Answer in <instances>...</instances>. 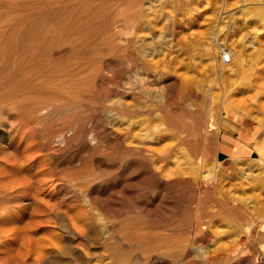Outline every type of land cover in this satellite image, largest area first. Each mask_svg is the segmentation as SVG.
Returning a JSON list of instances; mask_svg holds the SVG:
<instances>
[{"label": "rangeland", "instance_id": "1", "mask_svg": "<svg viewBox=\"0 0 264 264\" xmlns=\"http://www.w3.org/2000/svg\"><path fill=\"white\" fill-rule=\"evenodd\" d=\"M0 59V264H262L264 0H0Z\"/></svg>", "mask_w": 264, "mask_h": 264}, {"label": "bare ground", "instance_id": "2", "mask_svg": "<svg viewBox=\"0 0 264 264\" xmlns=\"http://www.w3.org/2000/svg\"><path fill=\"white\" fill-rule=\"evenodd\" d=\"M52 3V2H51ZM13 8V7H12ZM19 27V26H18ZM13 28V27H12ZM11 28V29H12ZM14 30V29H13ZM20 30V29H19ZM5 47V46H4ZM153 47V46H152ZM6 49V48H5ZM153 50V49H152ZM151 50V51H152ZM150 51V52H151ZM5 53V52H4ZM15 55V54H14ZM224 55V54H223ZM226 58L228 59V60H234L235 58H240V49H238V48H236V47H234V46H232V48L230 47V50L228 51V53L226 54ZM152 59V58H151ZM170 59V58H169ZM0 60H2V59H0ZM216 61V65L218 66V69H219V73H220V75H221V73H222V70L224 69V67L226 66V62L223 60V58L221 57H217L216 59H215ZM164 62V61H163ZM155 63V62H154ZM243 65V64H242ZM14 66V65H13ZM84 67V66H83ZM244 68V67H243ZM256 70H258V69H256ZM256 70H254L253 72H255ZM259 71V70H258ZM76 72V71H75ZM251 74V72L250 71H247L246 69H241L239 72H238V75L234 78V80L232 81V84H231V87H230V89L232 88V86H234V84L236 83V84H239V83H243L244 81H249V82H251V83H254V81H256L257 80V77H258V75H256V76H253V75H250ZM52 78H53V76H52ZM220 79V78H219ZM65 80H67V79H65ZM212 80V79H211ZM216 80V79H215ZM224 81V80H223ZM218 82V81H217ZM222 83H224V82H221V84ZM213 84V83H212ZM215 84V83H214ZM69 85V84H68ZM53 85H51V87H52ZM55 86H57V85H55ZM220 86V85H219ZM223 86V85H222ZM227 87V86H226ZM209 89H208V91L210 92L208 95H211V91H212V87L210 86V87H208ZM229 89H227V88H223L220 92H221V98H223V99H226V97L228 98L229 97V94L227 93V91H228ZM232 93V92H231ZM72 94V93H71ZM213 95V94H212ZM234 95V94H233ZM232 97V96H231ZM233 99V98H232ZM232 99H230L232 102H233V100ZM18 100V99H17ZM73 100V99H72ZM4 104V103H3ZM121 108V107H120ZM6 113V112H5ZM209 123V122H208ZM213 124V123H212ZM214 126V125H213ZM10 128V127H9ZM27 132H29V131H27ZM31 132V131H30ZM18 133V132H17ZM27 134V133H26ZM31 134V133H30ZM12 135V134H11ZM20 135V134H19ZM259 135V134H258ZM260 136V135H259ZM262 136V135H261ZM9 137V136H8ZM16 139V138H15ZM6 141V140H5ZM18 141V140H17ZM30 141H31V139H30ZM19 142V141H18ZM30 144V143H29ZM264 144V143H263ZM262 143H261V145H263ZM1 145V144H0ZM7 145V144H6ZM260 145V146H261ZM21 147V146H20ZM27 148V147H26ZM29 151V150H28ZM11 153V152H10ZM1 154L3 155V153L1 152ZM6 155H7V153H6ZM1 157H3V156H1ZM11 157H13V156H11ZM16 157V156H15ZM7 158H9V157H7ZM29 158V157H28ZM260 158V157H259ZM41 159V158H40ZM9 160H11V158L9 159ZM15 160V159H14ZM264 160V159H263ZM1 161V160H0ZM8 161V160H7ZM13 161V160H12ZM15 162V161H14ZM33 162V161H32ZM16 164V163H15ZM29 164V163H28ZM11 165V164H10ZM38 165V164H37ZM12 167V166H11ZM33 167V166H32ZM38 167V166H37ZM216 169V168H215ZM4 173V172H3ZM208 174H210L211 175V178L213 179V181L217 178V175H218V172L217 171H208L207 172ZM7 174H8V172H7ZM3 175V174H2ZM9 175H10V173H9ZM14 175H15V173H14ZM20 176V178H22L21 177V175H18V177ZM6 177L8 178L9 176H7L6 175ZM5 177V178H6ZM13 177V176H12ZM24 177V176H23ZM26 177V176H25ZM23 179H25V178H23ZM20 179L18 178V181H19ZM8 181V180H7ZM17 181V182H18ZM21 181V180H20ZM24 182H26V179H25V181H21V184L22 183H24ZM12 184H13V182H11ZM20 183V182H19ZM18 183V184H19ZM29 183V182H28ZM28 183H26V184H28ZM11 184V185H12ZM31 184V183H30ZM20 185V184H19ZM24 185H25V183H24ZM25 187V186H24ZM27 187H29V186H27ZM20 191H23V190H20ZM31 195H32V193H31ZM20 196V195H19ZM25 196V195H24ZM19 200V199H18ZM17 200V201H18ZM73 224H74V222H73ZM78 224V223H77ZM252 225V222H249L248 224H247V226H245V227H247V228H244V230L246 231V232H248L249 231V227ZM16 227V226H15ZM13 228V227H12ZM2 230H3V228H2ZM16 231V230H15ZM20 232V231H19ZM16 233V232H15ZM20 234V233H19ZM31 240V239H30ZM31 246V245H30ZM38 246V245H37ZM33 247V246H32ZM46 247H48V246H46ZM34 248V247H33ZM37 249V248H36ZM25 250V249H24ZM56 250V249H55ZM48 250H46V248L45 247H41L40 246V248H39V250H38V253H39V256H42V258L43 257H45V256H43L46 252H47ZM49 251H50V249H49ZM48 251V252H49ZM33 252V251H32ZM55 252H58V250H56ZM54 251H53V253H55ZM21 255V254H20ZM38 256V255H37ZM44 259V258H43Z\"/></svg>", "mask_w": 264, "mask_h": 264}, {"label": "crops", "instance_id": "3", "mask_svg": "<svg viewBox=\"0 0 264 264\" xmlns=\"http://www.w3.org/2000/svg\"><path fill=\"white\" fill-rule=\"evenodd\" d=\"M255 142L254 144L252 143L251 147L249 146V143L244 140V138L240 139V137H232L229 134H225L219 143L216 155L219 157L221 152L229 156L233 153L237 155L241 153L250 154L257 147ZM253 241L260 254V258L257 260V262L264 264V222L259 224L255 229Z\"/></svg>", "mask_w": 264, "mask_h": 264}]
</instances>
